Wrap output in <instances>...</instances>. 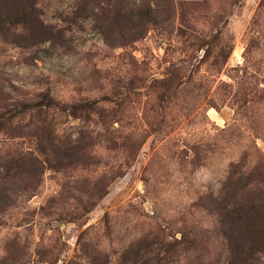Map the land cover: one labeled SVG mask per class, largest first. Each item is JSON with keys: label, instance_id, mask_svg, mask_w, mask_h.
I'll return each instance as SVG.
<instances>
[{"label": "rangeland", "instance_id": "1", "mask_svg": "<svg viewBox=\"0 0 264 264\" xmlns=\"http://www.w3.org/2000/svg\"><path fill=\"white\" fill-rule=\"evenodd\" d=\"M261 202L264 0H0V264H264Z\"/></svg>", "mask_w": 264, "mask_h": 264}, {"label": "trees", "instance_id": "2", "mask_svg": "<svg viewBox=\"0 0 264 264\" xmlns=\"http://www.w3.org/2000/svg\"><path fill=\"white\" fill-rule=\"evenodd\" d=\"M259 206H264V202H261ZM259 240V239H258Z\"/></svg>", "mask_w": 264, "mask_h": 264}]
</instances>
